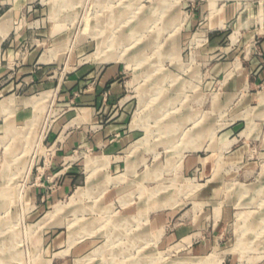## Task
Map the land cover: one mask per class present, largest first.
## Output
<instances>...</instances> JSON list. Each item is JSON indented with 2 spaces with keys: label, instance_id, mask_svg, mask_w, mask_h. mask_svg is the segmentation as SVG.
I'll list each match as a JSON object with an SVG mask.
<instances>
[{
  "label": "rangeland",
  "instance_id": "obj_1",
  "mask_svg": "<svg viewBox=\"0 0 264 264\" xmlns=\"http://www.w3.org/2000/svg\"><path fill=\"white\" fill-rule=\"evenodd\" d=\"M9 8L0 46L10 29L24 34L21 47L38 48L54 88L81 67L122 65L133 135L94 173L87 160L102 153L75 147V186L52 200L33 191L53 180L45 171L59 146L40 144L55 128L70 133L74 106L56 91L0 96V264H264L258 139L248 167L226 160L229 140L246 136L236 112L246 90L234 87L262 53L264 0H11ZM201 184L217 191L203 197ZM169 213L171 223H153ZM181 220L219 238L208 257L190 258L194 241H164Z\"/></svg>",
  "mask_w": 264,
  "mask_h": 264
},
{
  "label": "crops",
  "instance_id": "obj_2",
  "mask_svg": "<svg viewBox=\"0 0 264 264\" xmlns=\"http://www.w3.org/2000/svg\"><path fill=\"white\" fill-rule=\"evenodd\" d=\"M9 5H11V0H0V18L9 12ZM23 36L24 34L10 29L1 42L0 96L10 91H13V93L9 96H37L42 92L56 91V96L66 101L67 104L73 105V109L77 114L73 119L76 120V125L72 126L73 128L67 136L61 138V134L58 135L59 128H55L49 133L47 144L59 146L53 155L51 168L45 171L46 177L50 175L53 180L50 178L47 183H39L33 191L35 194L46 193L48 197L55 200L70 193L75 186L76 174L73 171V165L69 164L70 160H68L69 154L75 147H83L102 153L87 160L88 164L89 160L95 159V163H92L91 166L94 173L96 169L93 165L108 166L110 161L107 157L116 156L119 150L131 140L133 131L129 129L130 134L126 131L128 110L127 107L122 106L127 87L126 76L121 64L103 67L85 66L69 72V75L59 81L57 87L54 88L55 82L49 81L48 77L44 75L47 74L45 69L50 67L49 62L40 60L42 55H39L38 48L33 45L23 50V46L21 47ZM260 48L262 53L253 57L246 68V76L238 80L237 86L234 87V89L246 90L236 106V112L242 115L247 127L244 130L246 136L241 142H237V139L229 140V143L233 144V148L228 152L226 159L231 163L245 162L246 165L243 164L247 167L252 162V159L248 156V145L253 143L255 139H258L259 160L264 158V40L261 42ZM10 64H15L18 68V75L12 81H10V75L8 74L11 68ZM256 125H258V128L261 125L263 127L262 133L259 132L258 135L261 138H255L252 135L253 131L251 130L257 127ZM106 153H110V155L103 156ZM203 160V158H197L194 160V165L198 163L203 165ZM209 161L212 164L210 170H215L216 162L213 160L212 163V159ZM61 167L66 169L63 174L60 173L61 171L57 172V169ZM243 173L244 175H250L251 169H244ZM38 176L45 178L42 169L39 170ZM261 186H264V183ZM215 190L217 191L216 187L213 189L208 187L207 184H201L198 188L203 197L204 195L213 194ZM120 200L121 203L126 201L123 197ZM172 221H174V215L169 213L160 215L159 220L157 219L153 223L162 225ZM213 233L201 232L194 222L181 220L175 223L173 228L166 230L163 239L167 243L174 242L177 239L194 241V256L190 258L198 260V258L208 257V254H210L208 251L211 250L213 242L219 239ZM222 235L224 233H221Z\"/></svg>",
  "mask_w": 264,
  "mask_h": 264
},
{
  "label": "built area",
  "instance_id": "obj_3",
  "mask_svg": "<svg viewBox=\"0 0 264 264\" xmlns=\"http://www.w3.org/2000/svg\"><path fill=\"white\" fill-rule=\"evenodd\" d=\"M52 111V110H51ZM49 112V118H48V120H50V117H52L51 115H52V112ZM45 126L47 127L48 126V122H46V124H45ZM50 126V125H49ZM48 136H49V134L46 136V135H44V137H43V139L41 140V144H40V146L43 144L44 146H46V144L45 143H47V138H48ZM45 142V143H44ZM48 145H50V144H48ZM50 146H52V145H50ZM54 147V146H53ZM41 148V147H40ZM49 154V153H48ZM41 157H44V162L46 161V159H47V156L46 155H44V156H41ZM39 179L41 180V177L39 176Z\"/></svg>",
  "mask_w": 264,
  "mask_h": 264
},
{
  "label": "bare ground",
  "instance_id": "obj_4",
  "mask_svg": "<svg viewBox=\"0 0 264 264\" xmlns=\"http://www.w3.org/2000/svg\"><path fill=\"white\" fill-rule=\"evenodd\" d=\"M43 136H44V135H43ZM91 165H92V164H91ZM91 165H90V166H91ZM24 180H25V179H24ZM24 183H25V181H24ZM24 183H23V184H24ZM23 187H24V186H23ZM21 188H22V187H21ZM22 189H23V188H22ZM22 189H21V190H22ZM22 191H23V190H22ZM20 193H21V192H20ZM20 198H21V197H19V199H20ZM195 263L197 264L198 262H195Z\"/></svg>",
  "mask_w": 264,
  "mask_h": 264
}]
</instances>
